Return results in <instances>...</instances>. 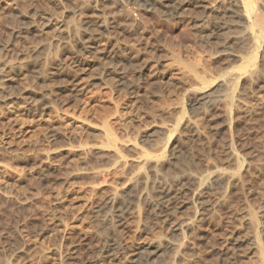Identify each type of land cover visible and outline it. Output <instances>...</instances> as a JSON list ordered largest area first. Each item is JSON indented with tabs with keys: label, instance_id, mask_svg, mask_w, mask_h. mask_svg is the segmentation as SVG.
Returning a JSON list of instances; mask_svg holds the SVG:
<instances>
[{
	"label": "rangeland",
	"instance_id": "obj_1",
	"mask_svg": "<svg viewBox=\"0 0 264 264\" xmlns=\"http://www.w3.org/2000/svg\"><path fill=\"white\" fill-rule=\"evenodd\" d=\"M202 1L207 9L187 7L192 20L184 24L142 13L127 20L129 32L111 33L112 47L139 50L142 66L138 73L126 65L129 86L117 87L111 75L96 78L107 65L101 53L108 41L91 52L75 49L72 35L90 16V0H0V264H132L140 252L152 255L142 264H223L212 246L227 247L231 263L264 264V93L251 91L245 117L234 102L236 72L225 73L222 59L209 58L215 45L205 44L208 28L197 23L212 20L209 8L220 0ZM119 14L107 5L108 16ZM64 39L67 51L57 48ZM42 43L52 46L48 63L31 68ZM58 66L65 74H55ZM205 84L203 91L225 96L232 124L215 136L216 118L208 116L210 127L201 125L200 136L186 142L199 158L196 182L219 200L204 224L207 240L173 232L174 221L190 211L169 221L146 204L156 190L150 167L185 134L192 98ZM201 109L193 113L204 119ZM226 153L233 158L224 167L240 183L225 192L209 182ZM121 198L129 208L122 227L115 218ZM238 233L257 243L255 250L236 252L229 243Z\"/></svg>",
	"mask_w": 264,
	"mask_h": 264
},
{
	"label": "bare ground",
	"instance_id": "obj_2",
	"mask_svg": "<svg viewBox=\"0 0 264 264\" xmlns=\"http://www.w3.org/2000/svg\"><path fill=\"white\" fill-rule=\"evenodd\" d=\"M62 1L64 2L66 0ZM97 1L98 0H90V7H88L91 10L90 16L85 18V20L76 27L72 35L76 43L75 49L78 51H95L100 48L102 42L107 44V41L112 47L113 44L110 40L111 33L129 32L127 20L131 18V16H137L142 13H158L164 19L174 20L177 24H184L192 20V17L188 15L187 7H192L194 9H207L208 7V5H204L202 0H99L100 4H98ZM107 5L117 7L120 13L118 18L107 15ZM209 10L210 13H212V20L197 22L202 29L204 27L208 28L209 33L204 37V39L206 38L205 44L212 47L215 45L212 51L213 53L209 55V58L215 56L222 59L225 63V67L223 68L225 73L236 72L235 78L236 82L239 84V88L234 102L238 107L241 109L243 108L245 117H248L251 114V108L247 102L248 95L254 88L262 90L264 93V0H220V3L216 7L211 6ZM215 13L220 16H215ZM29 31H31V29ZM248 40L250 42L249 47H247ZM69 43L68 40L64 39L59 43L57 48H60L62 51H67L70 47ZM110 46H108L109 49L106 48L101 53V58L107 60V65L101 69V73L97 74L96 78L99 80L102 76L108 74L113 77L115 86H129L123 77L124 71L125 68H127L126 65H130V67L135 69L138 73L141 72L142 66L139 65V62H141L139 58L140 51L134 50L133 48L123 49L121 47H112L110 50ZM51 48L52 46L50 43L40 44L35 50L36 59L34 60L33 58L34 62L30 60L33 62H30V67L32 68L34 65H38V63L44 64L45 61L47 62ZM257 50H262V53L257 55ZM30 67L27 68L30 69ZM34 68H36V66ZM55 68V74L57 76H61L65 72V69L60 66ZM13 70L16 72L15 69ZM67 77L69 79L71 78L70 73L66 75V78ZM14 78L16 79V77ZM1 79L3 78L1 77ZM223 83H225L224 80L219 82V84ZM132 85L133 83L130 84L129 88L133 89ZM9 87L12 86L9 84ZM206 87L208 89V84L203 85L201 91ZM7 89L14 90L15 88L10 89L7 87ZM61 89L59 88V90ZM224 97L218 93L217 90L212 89L203 91L198 97H193L190 106L192 116H189L183 123L182 129H185V134L180 133L175 141L172 142L169 149H166L167 146L163 147L167 152L162 159L159 157V165L153 164L150 167V174L155 178L154 185L156 190L155 195L150 197L146 195V204L148 209H151L153 216L155 218L164 217L171 221L174 215L185 213V211H190L192 213L188 218L180 221L177 220V222L174 221L173 232L175 233L189 234L207 240L208 232L206 231V233L203 230V228H205L204 224L208 223L209 218L214 215L219 200L211 201L209 191L199 187V184L196 182V162L199 158L188 150L186 142L200 136V126H209V118H216L217 124L211 126L210 129L215 136L223 134L232 128L229 110L223 105ZM42 99L45 100L46 98ZM200 108H202L200 113L203 115L201 118L204 119H199L200 117L195 116V113H193ZM205 116H207V118ZM107 131L109 133L111 130ZM110 136L108 135V137H110L108 139L112 140V143L109 142L110 145H112L115 142V135L113 137V133H110ZM173 138L171 139L173 140ZM171 139L168 138V141H171ZM164 144L168 145V142ZM232 158L231 154L227 155L226 153V156H224L218 164L212 166L209 186L223 191L228 184L238 185L240 183V178L231 175L226 171L227 167H224L232 161ZM175 175L179 180L177 184H173L172 180L171 184L169 178ZM172 178L176 181L175 177ZM124 201L125 199L121 198L120 205H122V207H119L115 214L116 224L121 227L126 224L129 215V208H127L128 203ZM261 213L264 218V206L261 209ZM262 224L261 241H264V219ZM229 244L236 252L253 251L257 245V243L248 240L245 235H241L240 233L235 235V238L232 239ZM216 248L217 247L213 248L212 246L211 251L217 256L218 262L223 264H241L238 262H229L230 259L233 260L235 257H227V247ZM141 255V252L134 254L131 263H147L152 256L147 254L144 259Z\"/></svg>",
	"mask_w": 264,
	"mask_h": 264
}]
</instances>
